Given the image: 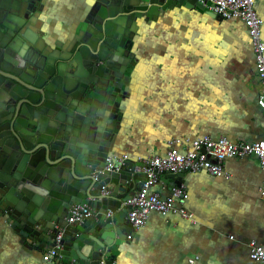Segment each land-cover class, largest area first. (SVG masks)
Here are the masks:
<instances>
[{
  "label": "crops",
  "instance_id": "0c3cea01",
  "mask_svg": "<svg viewBox=\"0 0 264 264\" xmlns=\"http://www.w3.org/2000/svg\"><path fill=\"white\" fill-rule=\"evenodd\" d=\"M92 2L44 0L27 27L39 44L53 47L72 36ZM254 8L264 40V0H255ZM130 50L134 64L118 106L113 158L161 155L174 138L264 137L253 45L241 19H223L208 8H166L136 20ZM224 169L223 176L162 174L154 190L169 196L185 183L182 205L192 220L151 212L119 246L114 264H260L250 258L247 243L264 245V170L254 155L226 159ZM42 255L0 212V264H48Z\"/></svg>",
  "mask_w": 264,
  "mask_h": 264
},
{
  "label": "water",
  "instance_id": "95a60500",
  "mask_svg": "<svg viewBox=\"0 0 264 264\" xmlns=\"http://www.w3.org/2000/svg\"><path fill=\"white\" fill-rule=\"evenodd\" d=\"M43 3L0 0V212L43 253L61 225L48 264H114L128 231L124 202L142 178L128 167L104 168L134 64L136 20L174 6L207 7L93 0L72 36L50 47L27 27ZM75 207L88 215L68 222Z\"/></svg>",
  "mask_w": 264,
  "mask_h": 264
},
{
  "label": "built area",
  "instance_id": "2783aa9c",
  "mask_svg": "<svg viewBox=\"0 0 264 264\" xmlns=\"http://www.w3.org/2000/svg\"><path fill=\"white\" fill-rule=\"evenodd\" d=\"M214 14L223 19H241L248 31L253 45L255 73L260 84L257 104L264 113V40L262 38V19L255 8V0H198ZM254 155L258 158L260 167L264 170V137L253 142H233L226 137L212 138L208 135L198 137L174 138L168 143V149L161 155H137L133 158L122 155L116 158L107 157L105 169L120 171L127 168L132 173L142 175L140 185L135 193L124 202L128 206L125 219L131 228L126 239H131L135 231L145 226L148 216L155 211L162 215H178L183 219L192 220V214L182 205L188 193L185 183L172 187L169 196H163L154 190L160 176L164 173L180 174L205 171L213 176L225 175L224 161L233 157ZM106 185L102 186L105 191ZM261 197H264V182L259 187ZM178 200V202H177ZM83 207H75L68 218L73 222L87 216ZM55 236L50 240L52 246L42 255L47 262L57 254L60 247L62 227L54 225ZM249 256L253 261L264 264V245L255 240L247 243Z\"/></svg>",
  "mask_w": 264,
  "mask_h": 264
}]
</instances>
